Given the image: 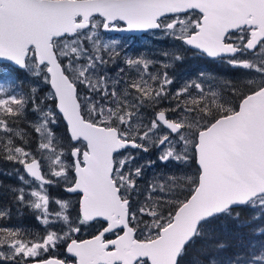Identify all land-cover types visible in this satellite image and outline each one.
<instances>
[{
	"label": "snow or ice",
	"instance_id": "snow-or-ice-1",
	"mask_svg": "<svg viewBox=\"0 0 264 264\" xmlns=\"http://www.w3.org/2000/svg\"><path fill=\"white\" fill-rule=\"evenodd\" d=\"M101 29L161 30L175 41L163 56L180 61L187 46L244 79L201 72L173 87L171 65L143 56L109 76L119 42ZM0 60L49 86L41 98L0 76V158L19 165L10 191L45 226L0 227V264H264V0H0ZM29 111L31 132L17 124ZM190 162L192 175L161 173L140 190L145 167ZM60 184L79 194L75 216L50 195ZM229 222L251 235L222 260ZM61 245L68 259L48 255Z\"/></svg>",
	"mask_w": 264,
	"mask_h": 264
},
{
	"label": "rangeland",
	"instance_id": "rangeland-1",
	"mask_svg": "<svg viewBox=\"0 0 264 264\" xmlns=\"http://www.w3.org/2000/svg\"><path fill=\"white\" fill-rule=\"evenodd\" d=\"M101 40L103 42H109L111 40H117L119 44L117 45V51L120 52V57L116 60L115 63H110L106 67L108 69L109 76H116L118 69L121 67H125L123 64V59L125 57L136 58L139 56H143L150 60L157 62V66H162L167 63L171 66L167 69L170 76H172L176 84L173 87L179 86L186 80H193L197 78V75L201 72L206 74H210L211 76L219 79L226 80L231 82H242L243 76L241 74V70L231 69L226 64L216 61L211 62L208 60L206 56H202L199 52H195L194 54L188 51V48L185 47V50L181 53L183 59L180 61H172L169 57H165L162 55L163 52H174V44L171 38L165 36L161 30L150 32L147 35L141 37H133L128 35H115L109 34L103 29H101ZM107 59V57H105ZM18 69L13 67L11 64L0 63V76L5 74H10L14 77L18 84L22 85L21 92L27 93L30 88L36 87L39 89V95L41 98L48 91L49 86L45 85L42 81L37 80L30 73H27L24 70H20L22 73H17ZM34 117L31 115L30 111L27 114V119L24 121L27 126H29V121H31ZM21 118L20 121H22ZM20 129L31 132V129L27 127H23L21 124L17 123ZM56 134L62 138H64L63 142L65 145L68 144L67 135H66V123L63 121L62 117L58 119L57 124L54 126ZM32 147H35V144H32ZM67 151V148H66ZM132 154H137V161L140 164H146L150 160L156 159L155 150L150 149L149 152L144 153L139 150H128ZM127 155V152L125 153ZM3 164V163H2ZM4 166V164H3ZM19 165H13L12 163L8 164V169H0L3 170V175H8L6 173H13L15 168H18ZM179 171L181 175H192L195 171V165L189 163V165L182 166L179 170L176 168L175 163H170L167 167H164L157 163L153 167H145L144 175L142 178L138 180L139 188L143 192L148 184L155 178L158 177L161 173H172ZM191 173V174H190ZM72 174L70 173V176ZM11 177L10 181L5 183L4 181L0 183L6 187H9V191L11 188L20 187V182L16 179L15 175H9ZM0 185V186H1ZM11 192V191H10ZM50 195L53 198H59L63 200H70L73 202V207L70 209L73 216H75L78 205L77 201L79 200V196L76 194L67 193L64 190V185L60 184L59 186L53 185L49 188ZM12 193V192H11ZM137 197H133V203L135 204V200ZM138 199H143V196L138 197ZM51 209H57V205H50ZM37 213L33 212L28 207L24 205H20L18 203L15 204L14 208V216L8 215L3 221L0 223V227H9V228H20L31 232L33 235H44L45 226L36 219ZM100 228V225L93 222L91 225L84 226L80 233L77 234L78 238L85 239L88 236L95 234ZM48 255H58L61 258L68 259L67 254L65 253V248L63 245L59 246L55 252H50ZM31 262V261H29Z\"/></svg>",
	"mask_w": 264,
	"mask_h": 264
},
{
	"label": "trees",
	"instance_id": "trees-1",
	"mask_svg": "<svg viewBox=\"0 0 264 264\" xmlns=\"http://www.w3.org/2000/svg\"><path fill=\"white\" fill-rule=\"evenodd\" d=\"M190 53L194 54L195 52L188 50ZM210 61V60H209ZM17 73H22L21 71H17ZM26 119H22V121H17V123L21 124L23 127L29 128L27 124L24 122ZM30 130V128H29ZM4 166H3V164ZM11 162H8L6 160H3L0 158V169H8V164ZM11 177L9 175H3V170L0 171V183L3 181L7 183L10 181ZM1 185V184H0ZM15 200L13 197V193L9 191V187H6L4 185L0 186V208L7 209L10 216H14V208H15ZM249 217V212L244 211L242 213V220H246ZM3 221V219H0V223ZM224 242L226 243L227 247L226 249L220 253L219 259L226 260L228 257L232 256L233 253L240 250V245L242 243L246 244L248 242V239L251 235V229L248 227H236L232 223H228L226 226V229L222 232Z\"/></svg>",
	"mask_w": 264,
	"mask_h": 264
},
{
	"label": "water",
	"instance_id": "water-1",
	"mask_svg": "<svg viewBox=\"0 0 264 264\" xmlns=\"http://www.w3.org/2000/svg\"><path fill=\"white\" fill-rule=\"evenodd\" d=\"M122 25V24H121ZM123 26V25H122ZM121 26V27H122ZM149 31H152V30H149ZM149 31H138V32H116V31H111L109 33H112V34H124V35H131V36H140V35H143ZM155 31V30H154ZM195 50V49H193ZM197 51V50H196ZM1 63H9V64H12L11 62H8V61H4V60H0ZM13 65V64H12ZM14 67H16L15 65H13ZM17 68V67H16ZM29 264H32L29 263Z\"/></svg>",
	"mask_w": 264,
	"mask_h": 264
},
{
	"label": "flooded vegetation",
	"instance_id": "flooded-vegetation-1",
	"mask_svg": "<svg viewBox=\"0 0 264 264\" xmlns=\"http://www.w3.org/2000/svg\"><path fill=\"white\" fill-rule=\"evenodd\" d=\"M104 31V30H103ZM108 33V32H107ZM109 34H111V33H109ZM147 35V34H146ZM14 67V66H13ZM16 68V67H15ZM16 69H18V68H16ZM18 71H20L19 69H18ZM135 150V149H134ZM191 174V173H190ZM70 194H76L77 196H79V194H77V193H70ZM98 225V224H97ZM95 234H96V232H95ZM92 235H94V234H92ZM92 235H90V236H88L87 238H85V239H88V238H91V236ZM58 256V255H57Z\"/></svg>",
	"mask_w": 264,
	"mask_h": 264
}]
</instances>
